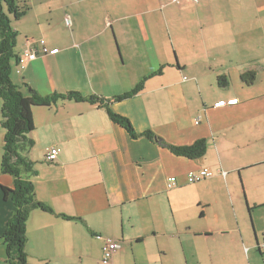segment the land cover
I'll return each mask as SVG.
<instances>
[{
	"label": "crops",
	"instance_id": "obj_1",
	"mask_svg": "<svg viewBox=\"0 0 264 264\" xmlns=\"http://www.w3.org/2000/svg\"><path fill=\"white\" fill-rule=\"evenodd\" d=\"M216 1L211 8L210 0H37L32 20L26 13L12 22L16 54L40 39L59 50L20 73L12 63L11 81L24 96L33 90L41 97L77 92L111 99L147 78L141 92L110 108L136 133L157 138H131L105 109L86 102L33 107L30 180L36 199L55 215H29L30 264H101L108 238L121 243L110 264H166L169 246L159 238L185 230L205 239L236 234L241 241L250 230L261 257L250 255L251 248L245 264H264V0ZM51 24L60 34L55 39L45 31ZM247 72L255 74L251 84L240 80ZM219 77L227 87L218 86ZM3 138L0 125V162ZM198 140L206 142L199 159L169 150ZM54 148L57 158L48 163L45 154ZM202 169L213 177L188 183L186 175ZM171 177L176 185L169 188ZM12 186L0 170V264L1 236L14 212L3 188ZM221 193L230 214H215L214 228L201 226Z\"/></svg>",
	"mask_w": 264,
	"mask_h": 264
},
{
	"label": "trees",
	"instance_id": "obj_2",
	"mask_svg": "<svg viewBox=\"0 0 264 264\" xmlns=\"http://www.w3.org/2000/svg\"><path fill=\"white\" fill-rule=\"evenodd\" d=\"M16 2L17 0H0V125L4 129L0 170L2 174L9 175L13 179L12 188H3V192L5 197L9 196L14 208L1 239L5 247L4 264H30L25 251L26 225L29 215L34 210L55 215L48 206L36 199L34 184L30 180L36 175L34 163L28 158V154L34 146V142L29 138V134L34 130L33 107H49L63 101L86 102L105 109L110 121L122 127L131 138L144 137L151 141L157 138L150 131L136 133L129 119L114 113L110 108L111 103L128 100L141 92L147 78L129 92L111 99L97 96L84 97L77 92L54 93L47 97H41L33 90H31L30 96H24L20 88L13 84L10 78L12 63L18 61V54L15 53L18 33L13 28L12 22L18 21L26 14L25 10H19L20 7ZM254 79V72H247L240 76V80L244 84H251ZM227 85V79L219 77L218 86L225 88ZM169 150L177 157L195 160L204 156L206 142L198 140L190 146H170ZM57 216L65 220H75L65 215L58 214Z\"/></svg>",
	"mask_w": 264,
	"mask_h": 264
},
{
	"label": "rangeland",
	"instance_id": "obj_3",
	"mask_svg": "<svg viewBox=\"0 0 264 264\" xmlns=\"http://www.w3.org/2000/svg\"><path fill=\"white\" fill-rule=\"evenodd\" d=\"M216 2V0H210L209 6L214 8ZM16 4L20 7L19 10H25L28 14V18L31 19L30 17L33 15L34 6H37L38 2L37 0H32L31 2H29V0H17ZM11 20L13 21L12 18ZM13 23L15 25V21H13ZM45 31L52 39H55L58 35H60L57 26L54 24L45 28ZM14 73L15 71H13L12 74L15 75ZM252 179L255 182L258 180L256 172L252 174ZM236 187L235 191L239 197L242 191L240 186ZM226 193L228 195V192ZM248 193H256V189L254 188V191L248 189ZM221 196L222 193L219 195L220 198H218L217 205L208 211L209 219L206 222H201V226L206 225L207 227L210 226L211 228H214L215 226L211 224V219L217 213H223L226 217H228L231 205L230 203L225 202L224 198ZM188 213L189 211L187 213L182 212V214L178 217L185 216ZM263 214L264 211L260 212V215ZM244 217L246 218V214ZM252 239V233L250 230L246 241H241L236 234H230L227 236H220L216 234L210 239H205L203 236L197 237L189 234V232L185 230L179 233V235L161 237L159 238V243L168 244L169 246L166 264H245L247 261L246 253L252 248L250 243ZM261 243L262 239L260 241V244ZM253 253L256 258L260 259L261 256L259 255V252L252 248L249 254L253 255Z\"/></svg>",
	"mask_w": 264,
	"mask_h": 264
},
{
	"label": "built area",
	"instance_id": "obj_4",
	"mask_svg": "<svg viewBox=\"0 0 264 264\" xmlns=\"http://www.w3.org/2000/svg\"><path fill=\"white\" fill-rule=\"evenodd\" d=\"M181 0H172V3L178 4ZM193 3L198 2L199 0H189ZM65 24L70 26V20L68 17L65 19ZM58 49H49L43 39L36 40V41H26L23 45L22 50L18 54V61L16 63L17 73H20L26 65L30 62L37 60L39 57H46V56H54L58 53ZM185 79V78H184ZM237 99H233L230 102L226 101H219L214 104V108L224 107L228 104H236ZM45 160L48 163H53L57 158V150L50 149L45 154ZM213 172L209 171L208 169H202L198 172H189L186 175L188 183H200L207 179L213 177ZM176 185V179L171 177L168 179V187H174ZM97 239H100V236H96ZM264 247V245H263ZM121 248V243L119 241H115L113 239H106L103 247H102V255H101V264H110L113 258L114 253Z\"/></svg>",
	"mask_w": 264,
	"mask_h": 264
}]
</instances>
